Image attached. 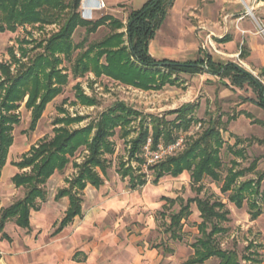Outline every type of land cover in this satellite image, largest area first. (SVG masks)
Returning a JSON list of instances; mask_svg holds the SVG:
<instances>
[{"label": "trees", "instance_id": "1", "mask_svg": "<svg viewBox=\"0 0 264 264\" xmlns=\"http://www.w3.org/2000/svg\"><path fill=\"white\" fill-rule=\"evenodd\" d=\"M82 0H0V34L16 33L19 28L43 27L58 24L57 32L48 38L35 40L32 37L17 41L18 48L8 50L9 62L0 63V178L6 165L10 148L14 144V130L20 124L22 105L30 112L29 132H34L42 119L47 106L63 92L69 82V76L62 67L65 62L72 64L75 78L92 73L95 77L105 76L113 81L142 91H157L166 85L178 83L177 75L211 74L226 81L224 85L238 89L251 87L257 95L256 100L245 99L257 103L264 108V86L249 72L234 63L216 62L210 55H205L194 62H172L156 60L149 52V45L164 24L175 0H149L141 9L132 11L126 24L122 21L104 16L95 21H85L80 16ZM108 27L110 34L102 41L90 44L88 49L73 60L74 52L82 45H75L73 36L78 28H85L87 34L96 33L101 27ZM122 29H126L123 31ZM78 101L82 105L93 106L96 101L87 97L78 86ZM199 105L187 103L167 115L174 116L168 120L166 116L141 115L124 103H116L103 112L96 122L84 128L71 129L85 118L65 116L54 122V135L43 139L32 146L22 156L16 166L28 169L13 178L16 187H24L26 193L8 208L0 211V232H3L8 221L13 220L21 228L30 227L31 211H38V202L46 200L45 186L56 173L64 171L72 158L81 148H86L89 156L82 164L74 163L77 174L68 179L67 186L60 189L56 199L69 198V206L60 222L57 233L73 223L82 215V193L88 185L99 189L104 185L108 162L105 155L114 154V145L110 138L118 134L129 139L136 128H131L139 117L140 129L135 138L128 142L129 163H137V169L130 164L122 163V178H129L130 189L137 190L149 182L158 185L167 177L178 178L188 172L191 184L198 193L203 190V181L210 178L222 182L221 192L229 194L228 200L237 209L248 203L251 220H257L263 214L260 201H264V171L258 172L259 159H255L248 168H240L237 161L222 177L224 163L221 151L226 142L222 130L236 116H229L223 121L224 114H209L208 127L198 137L189 136L185 140L182 151L167 156L163 160L147 168L151 175L142 172L146 167L144 148L151 139V149L157 150L160 144L166 146L175 143L183 134L203 120L196 118ZM65 113V110H60ZM252 121L264 127V121L253 118L249 113L241 112ZM239 141L229 147V151L239 157L244 150H236ZM257 171L256 179L242 180ZM140 172V173H139ZM152 180H149V177ZM166 204L179 203L180 210L169 215L166 233L173 240H182V223L191 214V205L196 204L200 212L201 223L198 225L199 237L191 245L193 254L184 264H207L216 259L217 264H242V260L251 264H262L258 253L251 251L255 246L249 244L246 250L250 253L240 258L236 250L223 249L219 236L226 234L228 228L222 223L229 221L230 210L226 203L211 198H193L187 201L182 198H164ZM165 211L161 213L164 217ZM6 237L5 234H3ZM256 248V247H255Z\"/></svg>", "mask_w": 264, "mask_h": 264}, {"label": "rangeland", "instance_id": "2", "mask_svg": "<svg viewBox=\"0 0 264 264\" xmlns=\"http://www.w3.org/2000/svg\"><path fill=\"white\" fill-rule=\"evenodd\" d=\"M145 1L147 0H135V9H139ZM105 11L95 13L93 21L101 17ZM131 12L125 9L123 12H117L114 15L126 24ZM59 28L58 24H54L43 27L19 28L16 33L6 32L0 34V63L9 62L8 50L11 47L18 48V40L32 37L40 41L57 32ZM179 28L181 29V26L177 27L173 23L164 27V30L157 35L153 43L152 51L155 55L162 56V49L165 48L169 56H179V59L183 61L197 59L202 54V46L207 49L208 39L206 41L195 37L193 39L192 36L187 34L183 35V40H180ZM182 28L185 29L186 26H182ZM122 30L126 31V29ZM109 34L110 29L106 26L89 35L85 28H78L73 36V42L75 45L81 44L82 48L74 52L73 60L80 53L87 50L90 44L102 41ZM62 67L69 76V82L63 88V92L47 106L34 132H29L30 112L26 110L24 105L19 110L21 122L15 127L13 133L14 145L10 150V158L13 161L19 160L39 141L52 138L55 128L54 122L65 116L85 118L81 123L71 126V129L84 128L90 123L96 122L103 112L121 102L141 115L160 117L165 115L168 120H172L174 116L167 115L169 111L180 108L186 102L195 101L201 105L196 112V118L203 121L201 124L194 125L189 133L183 134L181 137H184L185 140L189 136L198 137L208 127V113L214 114V116L223 113V121L225 122L229 116H236L237 118L222 130L226 142L221 151L224 163V168L221 171L222 177L226 176L227 170L232 167L233 161H237L240 168H248L258 158L257 170L260 173L264 171V127L255 124L253 121L240 119L239 108L242 105L243 98L234 97L231 90L224 89V86L219 83L210 85L206 84L201 76L177 75L179 77L178 83L173 86L166 85L163 89L157 91H142L113 81L105 76L97 78L92 73L75 78L72 74L71 63L65 62ZM78 86L87 97L93 98L97 104L87 106L79 103L77 98ZM221 91L225 93V99L219 98ZM242 94L243 97H255L250 90L243 91ZM61 109L65 110V113H61ZM260 114L258 112L256 116L260 117ZM140 118L132 123L131 128L137 130L136 133L133 132L130 135L129 139L121 138L118 130L117 134L110 138L115 151L113 155L104 156L108 162L107 173L104 177L105 183L99 190L89 187L83 195V205L86 212L95 209L97 211L102 210L103 203L108 202L112 205L110 206L111 212L106 215L102 223L94 222V228L97 230L86 232L83 235L86 236L84 240H87V236H91V239H93V236L98 234L99 225H104L105 230L103 229L100 237L105 241H114L118 244L120 255L117 256V262L120 259L129 260L127 258H131L130 256L136 252L137 255L144 256L147 251L154 250L156 251L154 255L156 257L153 258V263L155 264H184L193 254L191 245L199 237L200 212L196 204L191 205L192 214L182 223V240H173L170 234L165 231L166 224L170 222L169 215L180 210V205L179 203L171 206L168 204L164 210L163 205L166 204L164 198H182L185 201L196 197L211 198L212 200L223 201L230 210L229 221L222 223V226L228 228V232L219 236L222 248L236 250L242 258L250 254L246 248L253 243L256 248L254 247L251 251H256L258 253L257 258L261 259L262 264H264V201H260L263 210L262 216L253 221L249 214L248 203H245L242 209H237L234 204L229 202V194L221 192L222 182L205 178L202 183L203 190L198 193L192 187L191 176L188 172L178 178L167 176L156 186L149 182L145 187L136 191L130 189L129 178H122L120 170L122 169V163L130 164L134 169H137V163H129L128 151L130 146L128 142L137 136L140 129L138 125ZM262 119H264V116ZM237 141H239V144L236 150L243 149L245 157L236 156L229 151L228 148L234 146ZM183 147L179 152L182 151ZM88 156V150L84 147L81 148L72 158L68 167L53 177L50 184L45 186L46 203H53L57 191L67 186L66 181L74 178L77 174L78 171L74 167V163L82 164ZM147 167H142V172L151 175V171ZM256 178L257 171L247 174L242 180ZM149 180H152L151 176ZM261 190H264V183ZM24 194V189L17 190L13 199H19ZM53 206L56 207L55 204ZM59 208L62 207L59 206ZM163 211L166 213L164 217L161 215ZM60 212L62 213V210ZM86 216H89V214L86 213ZM78 223H81V221H78ZM79 260H83L82 256L79 257ZM241 262L242 264H251L244 260ZM217 263L218 261L214 259L207 264Z\"/></svg>", "mask_w": 264, "mask_h": 264}, {"label": "crops", "instance_id": "3", "mask_svg": "<svg viewBox=\"0 0 264 264\" xmlns=\"http://www.w3.org/2000/svg\"><path fill=\"white\" fill-rule=\"evenodd\" d=\"M104 1L107 8L105 9V13L98 19L104 16H111L117 19L114 15L115 13H121L125 9L129 11L139 10L149 0L145 1L139 9H135L136 7H134L135 0ZM171 23L177 27L181 26V29L179 28L180 40H183V35L187 34L196 39L200 38L205 41L208 39L207 49H205V46H202V54L197 59L183 61L179 59V56H169L165 48L162 49V56L155 55L152 51L153 43L157 35L164 30V27ZM182 26H186V28L184 29ZM156 37L149 45V52L156 60L185 63L194 62L205 55H210L216 62L238 65L253 75L264 86V0H175ZM190 76H201L206 84L216 85L219 83L224 86V89L231 90L234 97L243 98L239 114L241 112L249 113L253 118L264 121L262 119L264 108L253 101L245 100L257 99V95L251 87H246L242 90L227 87L224 85L225 83L227 84L226 81L211 74ZM248 90L255 95L254 98L243 97L242 92ZM222 92H220L219 98L225 99V93ZM187 103H196L200 109L201 105L199 102L190 101L185 104ZM258 112L261 113L260 117L256 116ZM239 118L252 121V119L241 114ZM21 159L22 157L19 160L13 161L10 158L9 151L6 165L1 171L0 211L24 197L14 200L13 198L17 190L24 189L26 193L24 187L18 188L13 183V178L16 175L29 171L28 169L21 170L16 166V163L20 162ZM57 173L59 172H56L48 180L46 186L50 184ZM89 187L96 189L88 185L82 193V198ZM57 193L54 196L53 203H46L47 194L44 202H38L40 210L31 211L29 228H21L13 220L6 223L3 232H0V264H155L153 263V258L156 257L154 256L156 252L154 250L147 251L144 256L137 255L136 252L134 253L136 256L131 254V258H127L129 260L120 259L117 262V256L120 255L118 244L114 241H105L100 237L104 225H99L98 234L93 236V239H91V236H87V240H84L86 236L83 235L86 232L97 230L94 228V222L102 223L106 215L111 212L110 206L112 205L108 202L102 204V210L97 211L95 209L88 212L85 211L82 203V215L76 217L72 224L57 233L56 231L69 206V198L64 197L57 200ZM61 201L62 203L60 204ZM54 204L56 207L53 206ZM59 206L62 208H59ZM61 210L62 213L60 212ZM86 213L89 216H86ZM78 221H81V223H78ZM80 256L83 258L82 261L79 260Z\"/></svg>", "mask_w": 264, "mask_h": 264}, {"label": "built area", "instance_id": "4", "mask_svg": "<svg viewBox=\"0 0 264 264\" xmlns=\"http://www.w3.org/2000/svg\"><path fill=\"white\" fill-rule=\"evenodd\" d=\"M107 5L104 0H82L79 9L80 16L85 21H93L95 13L104 11ZM184 137H180L175 143L171 145L160 144L157 150L151 149V139L148 140L144 148V158L146 159V166L154 165L163 160L167 156H171L179 152L184 145Z\"/></svg>", "mask_w": 264, "mask_h": 264}]
</instances>
